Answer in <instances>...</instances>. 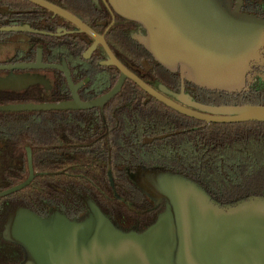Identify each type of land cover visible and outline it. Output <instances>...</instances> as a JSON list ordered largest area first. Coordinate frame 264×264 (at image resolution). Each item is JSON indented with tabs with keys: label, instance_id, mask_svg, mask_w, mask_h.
Returning <instances> with one entry per match:
<instances>
[{
	"label": "water",
	"instance_id": "1",
	"mask_svg": "<svg viewBox=\"0 0 264 264\" xmlns=\"http://www.w3.org/2000/svg\"><path fill=\"white\" fill-rule=\"evenodd\" d=\"M25 1L52 12L72 23L78 32L92 37L95 42L84 57L90 58L101 44L108 54L106 66H115L121 75L108 93L84 102L76 93L77 87L66 65L44 66L66 74L73 101L0 105V113L103 109L122 91L126 81L131 80L168 108L207 124L264 122V105L209 106L185 97L186 83L209 92H248L253 68L264 64V19L241 14L227 0H110L118 14L145 29L146 36L137 41L153 60L170 73H179L182 93L169 94L178 101L126 68L104 38L70 12L45 0ZM10 32L37 33L27 26L0 28V33ZM38 67L17 65L13 69ZM7 68L12 67H0ZM6 87L7 82L0 80V88ZM28 162L29 179L0 192V198L32 183L30 149ZM144 171L151 175L154 170ZM140 173L130 174L132 181L139 183ZM174 175L167 172L168 177ZM172 181L181 185L179 194L188 197L182 202L176 196L174 201L181 203L175 208L169 206L172 217L163 219L165 224L158 222L145 234H124L92 205L91 217L83 224L69 222L58 214L44 219L28 209L17 210L3 225V238L22 247L26 258L21 264H264L263 197L223 204L190 178ZM181 207L184 210L179 211Z\"/></svg>",
	"mask_w": 264,
	"mask_h": 264
},
{
	"label": "trees",
	"instance_id": "2",
	"mask_svg": "<svg viewBox=\"0 0 264 264\" xmlns=\"http://www.w3.org/2000/svg\"><path fill=\"white\" fill-rule=\"evenodd\" d=\"M0 1L1 17L27 13L32 19L33 13H42L46 28L54 29L56 21H63L25 0ZM46 1L66 8L57 0ZM79 42V59L84 61L89 43ZM110 45L146 83L165 95H181L180 75L161 67L144 48L140 54L135 48L119 50L118 45ZM112 69L116 75L109 89L120 76L117 68ZM185 97L209 106L264 105V81L243 94L209 92L186 83ZM13 103L11 97H0V105ZM91 115L95 117L90 119ZM127 133L131 140L125 138ZM28 148L34 180L0 198V264H18L23 259V249L3 238L8 217L22 208L41 216L57 210L84 215L85 200L92 197L123 229L146 230L148 223L155 222V210L147 208L146 193L125 168L139 161L191 176L222 203L264 198V122L207 124L168 108L131 80L103 113H0V192L29 179Z\"/></svg>",
	"mask_w": 264,
	"mask_h": 264
},
{
	"label": "flooded vegetation",
	"instance_id": "3",
	"mask_svg": "<svg viewBox=\"0 0 264 264\" xmlns=\"http://www.w3.org/2000/svg\"><path fill=\"white\" fill-rule=\"evenodd\" d=\"M57 1H59L66 8H62L58 5L56 6L70 12L87 26H89L96 34H98L100 37H103L107 46L119 61L120 59L117 57L119 53L114 51L110 44L118 45L119 50L126 48V46L133 49L135 48V50L139 51L141 54L143 47L138 43L137 38L146 36L145 29L141 24L128 20L118 14L110 0ZM227 1L234 9L239 8L240 13L243 15H251L260 19H264V0ZM32 17V19L29 18L27 13H22L19 16H14V13H9L8 17L0 16V28L27 26L37 32L0 33V67H12L0 69V80L6 81L8 86L6 89L0 88V97L8 96L16 102L9 105L27 103H71L73 101V93L66 74L59 69L44 67L63 64L67 66L70 72L71 80L77 87L76 93L82 101L87 102L97 99L112 89H109V87L116 75L113 71L114 69H112V67L115 66H106V63L108 62V54L101 44L97 46L90 58L86 59L84 57L86 51L95 42L92 37L85 33L78 32V29L72 23L64 19L60 22L56 21L54 29V27L46 28L45 14L41 13L38 15L37 13H33ZM84 34L85 37L83 36ZM49 38L52 39L50 40ZM83 40L89 43V46L82 55L84 61H81L79 59V41ZM40 58L41 60L39 61ZM17 65H39V67L29 69H13V67ZM104 67H108L110 69ZM172 75H179V73H173ZM251 75L253 77V82L249 85V89L254 86L256 82L264 81V64L256 65L253 68ZM21 87H23V89H21ZM191 96L194 97L193 95ZM113 100L107 103L103 109L94 108L87 111H91L93 114H97L99 112L103 113L105 108H107ZM94 117V115H91L90 119H93ZM127 137L129 140L132 138L131 134L129 136L128 133L125 134V138ZM124 149L130 150V148ZM121 152L122 154L125 153L124 151ZM125 168L126 172L129 174V177L130 174L134 175L136 172H141L139 175V183L133 182L146 193L147 197L145 196V201L147 204H150V206L147 208H150V210L153 212L155 210V222L148 223L147 227H149L146 230L135 228L127 231L123 229L118 222H116L112 217H109L106 211L101 208L92 197H88L85 200L86 213L84 215H77L75 212L67 215L64 212L57 210L47 215L39 216L41 218L47 219L58 214L60 216L66 217L69 222H78V224H83L87 219H89V217H91L90 207L92 205H96L99 208L101 214H103V216L112 222L113 226L117 230L123 232L124 234L142 235L149 231L148 229L158 224V222L159 224H165L166 221L163 219L172 217L171 214L168 213V209L170 202L174 201L176 196L182 202L188 197H182V195L179 194L178 188L181 185L179 183L173 184V179L187 177L203 186L199 181L195 180L189 175L184 174L183 172H174L172 170L165 169L166 167L163 166L149 165L145 161H139L138 163L134 164L133 167ZM144 170L154 171L150 175ZM167 172L175 173V177H168ZM146 185H148L149 189ZM207 193L212 196L210 192ZM120 197H118V199ZM218 199L219 198H217V200ZM180 200L179 202L181 203ZM220 202L222 201L220 200ZM223 204H229V202ZM181 210H184V208L181 207L179 211ZM23 254V259L18 264H21L25 261V252Z\"/></svg>",
	"mask_w": 264,
	"mask_h": 264
},
{
	"label": "rangeland",
	"instance_id": "4",
	"mask_svg": "<svg viewBox=\"0 0 264 264\" xmlns=\"http://www.w3.org/2000/svg\"><path fill=\"white\" fill-rule=\"evenodd\" d=\"M145 186V185H144ZM147 188L149 189L148 185H146ZM170 207H175V206H179V201H171L169 204Z\"/></svg>",
	"mask_w": 264,
	"mask_h": 264
}]
</instances>
